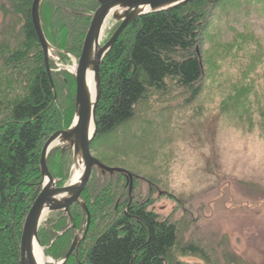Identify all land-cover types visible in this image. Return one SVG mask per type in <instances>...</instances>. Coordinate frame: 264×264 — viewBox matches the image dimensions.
<instances>
[{"label":"trees","instance_id":"obj_1","mask_svg":"<svg viewBox=\"0 0 264 264\" xmlns=\"http://www.w3.org/2000/svg\"><path fill=\"white\" fill-rule=\"evenodd\" d=\"M237 1L264 6V0ZM32 2L0 0V264H18L22 226L41 190V148L49 135L69 127L74 116L75 79L49 62L54 95L31 21ZM227 2L192 0L143 15L122 31L99 67L101 93L91 151L103 152L102 141L134 120L149 94L165 95L172 87L191 91V98L200 94L197 84L205 75L201 42L213 11ZM97 8L90 0H43V34L61 51L59 62H67L64 54L79 58ZM254 90L251 82L233 86L230 97L234 100L227 106L252 116L258 109L247 98L252 92L255 97ZM259 130L264 136V129ZM46 165L58 180L57 187L63 186L69 180L71 152L52 150ZM135 180L129 196L128 181L122 175L104 180L99 173L91 174L80 195L90 215L87 235L91 237L66 264H182L175 251L207 262L203 249L182 245L177 226L148 209L150 200L140 192L135 196ZM85 218L76 204L69 216L49 214L38 231L45 255L61 261L71 244V225L79 229Z\"/></svg>","mask_w":264,"mask_h":264},{"label":"rangeland","instance_id":"obj_2","mask_svg":"<svg viewBox=\"0 0 264 264\" xmlns=\"http://www.w3.org/2000/svg\"><path fill=\"white\" fill-rule=\"evenodd\" d=\"M228 1L213 11L204 32L200 94L191 98V91L175 87L149 94L135 119L102 141L103 152L91 151L104 166L134 176L135 196L140 192L149 210L177 226L182 245L199 246L208 258L175 251L182 264H264V6ZM115 28L108 20L101 44ZM57 51L50 62L71 73L77 60L67 54L59 62ZM250 82L256 94L247 101L258 110L247 116L227 104L233 86ZM84 227L72 230L71 242L83 237ZM41 250L46 264L61 263Z\"/></svg>","mask_w":264,"mask_h":264},{"label":"water","instance_id":"obj_3","mask_svg":"<svg viewBox=\"0 0 264 264\" xmlns=\"http://www.w3.org/2000/svg\"><path fill=\"white\" fill-rule=\"evenodd\" d=\"M98 4L88 30L85 34L80 56L73 71L75 79L74 119L69 127L49 135L40 153L39 170L41 175V190L33 201L22 226L19 245L18 264H39L35 258L34 247H40L38 231L45 227L46 217L50 213H62L69 216V209L73 204L78 205L85 213V231L82 238L74 235L70 247L60 264H66L77 245L84 239L90 222V215L86 205L80 200L92 172L113 175L120 174L128 180L129 196L133 176L126 171L108 168L91 155L90 145L97 131L96 108L101 93L99 67L116 43L122 31L135 19L150 13H157L174 9L192 0H90ZM43 0H33L31 5V21L38 43L43 53L45 68L51 89L55 95L51 79L49 62L56 58L57 49L53 48L45 39L40 21V7ZM118 23L117 29L110 38L101 44V37L105 23L109 20ZM60 52V51H59ZM93 73L94 96L91 97L87 85V73ZM61 147V152L70 150L72 153L70 182L57 187V179L50 174L46 160L49 153ZM82 172L77 182H71L74 168L80 166ZM74 230V225L71 226ZM61 235V234H60ZM43 253V252H42Z\"/></svg>","mask_w":264,"mask_h":264},{"label":"bare ground","instance_id":"obj_4","mask_svg":"<svg viewBox=\"0 0 264 264\" xmlns=\"http://www.w3.org/2000/svg\"><path fill=\"white\" fill-rule=\"evenodd\" d=\"M106 23H105L104 28H103V33H104L105 28H106ZM103 33H102V36H103ZM101 39H102V37H101ZM73 71H74V67H73V69H71L70 72L72 73ZM87 85H88L91 97H93L94 96V83H93V73L91 70H89L87 73ZM81 172H82L81 165L74 168L72 171V175H71V182H73V183L77 182L80 178ZM34 254H35V258L39 264L51 263L50 260L44 258L41 248L37 247L36 245L34 247Z\"/></svg>","mask_w":264,"mask_h":264},{"label":"flooded vegetation","instance_id":"obj_5","mask_svg":"<svg viewBox=\"0 0 264 264\" xmlns=\"http://www.w3.org/2000/svg\"><path fill=\"white\" fill-rule=\"evenodd\" d=\"M106 176H107V175H105L104 177L106 178ZM104 177H103V178H104ZM108 177H111V176H108ZM130 201H131V200H130ZM79 235H81V233H80ZM75 251H76V250H75Z\"/></svg>","mask_w":264,"mask_h":264}]
</instances>
